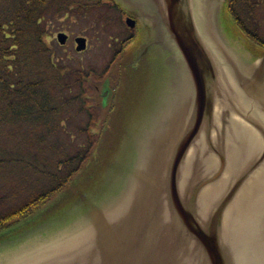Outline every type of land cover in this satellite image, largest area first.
<instances>
[{
    "label": "water",
    "instance_id": "95a60500",
    "mask_svg": "<svg viewBox=\"0 0 264 264\" xmlns=\"http://www.w3.org/2000/svg\"><path fill=\"white\" fill-rule=\"evenodd\" d=\"M113 1L152 83L100 184L1 239L0 264H264V54L227 30L226 0Z\"/></svg>",
    "mask_w": 264,
    "mask_h": 264
},
{
    "label": "trees",
    "instance_id": "16d2710c",
    "mask_svg": "<svg viewBox=\"0 0 264 264\" xmlns=\"http://www.w3.org/2000/svg\"><path fill=\"white\" fill-rule=\"evenodd\" d=\"M104 1L0 0V233L63 189L99 143L93 130L102 105L101 100L94 104L92 95L100 97L96 85L106 75L72 65L58 44L46 39L63 15L83 16ZM259 1L227 0L224 17L264 50V32L253 19ZM74 118H80L77 130L66 131ZM78 130L81 145L70 141ZM34 190L38 193L30 194Z\"/></svg>",
    "mask_w": 264,
    "mask_h": 264
},
{
    "label": "rangeland",
    "instance_id": "374dc122",
    "mask_svg": "<svg viewBox=\"0 0 264 264\" xmlns=\"http://www.w3.org/2000/svg\"><path fill=\"white\" fill-rule=\"evenodd\" d=\"M260 3L261 0L259 1V10L254 14L253 19L261 25V29L264 32V4ZM57 24L60 26L59 29L53 31L46 41L50 44L53 42L57 43L56 35L58 32L65 33L68 36L66 43L63 45L57 43L63 56L68 55L72 65L91 69L95 71L98 77L106 75L111 80V83L109 85L105 84L101 90L100 94L104 96V101H107L105 106L103 105L99 109V121L97 127L93 130V132L100 134V140L95 146L91 158L73 175L67 185L56 192L27 219L17 223L4 233H0L2 234L0 240L9 238L53 215L61 213L74 201L78 193L93 190L100 184L103 166L111 154H114L124 135V124L128 116H130L128 111L137 105L138 99L147 92L149 85L152 83L153 73L147 64L133 69V65L125 63L130 60L129 51L137 46L138 40L137 42L133 40L126 44L123 53H115L123 44H121V41L128 39V34L131 33L130 29L128 30L120 21V14L115 9L110 8L108 5H103L92 8L83 16L69 14L64 17L63 15L60 19H57ZM224 24L227 30L234 36L241 38L242 42L251 51L259 55L264 54V50L247 40L243 34L237 31L233 23L225 19V17ZM76 37H84L86 39L84 50L77 51L75 49ZM126 54L130 58H127ZM101 83L100 80L97 82L96 86L99 89ZM92 97L94 104L100 101V97H97L96 94L92 95ZM78 120L80 118H74V121L67 122L66 131H76L77 127L75 124L79 123L77 122ZM77 133H80L79 130ZM80 134H75L70 141L76 145H81L83 135ZM33 165L38 170L43 169L40 167L42 165L40 163L36 162ZM49 169H52V167H49ZM49 186L46 188H49ZM37 193L38 190H34L30 194L35 195Z\"/></svg>",
    "mask_w": 264,
    "mask_h": 264
},
{
    "label": "flooded vegetation",
    "instance_id": "af4514ba",
    "mask_svg": "<svg viewBox=\"0 0 264 264\" xmlns=\"http://www.w3.org/2000/svg\"><path fill=\"white\" fill-rule=\"evenodd\" d=\"M120 13V12H119ZM120 16H122V14L120 13ZM134 17L133 15H131V14H126V15H123V20L125 21V19L126 18H128V17ZM134 18H136V17H134ZM137 19V18H136ZM138 20H136V27L132 30L133 32L131 33V37L130 38H133L134 37V31L139 27V25H138ZM137 31V30H136ZM121 51H122V48L120 49ZM134 49H132V51H133Z\"/></svg>",
    "mask_w": 264,
    "mask_h": 264
}]
</instances>
